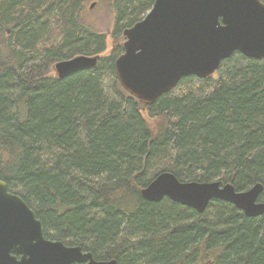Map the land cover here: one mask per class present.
Returning a JSON list of instances; mask_svg holds the SVG:
<instances>
[{
    "label": "trees",
    "instance_id": "1",
    "mask_svg": "<svg viewBox=\"0 0 264 264\" xmlns=\"http://www.w3.org/2000/svg\"><path fill=\"white\" fill-rule=\"evenodd\" d=\"M86 1L0 0V179L33 209L46 238L97 260L264 264V211L248 217L214 199L198 213L140 193L171 171L237 190L259 182L264 202V58L236 50L217 78L182 77L145 103L150 116H163L154 133L114 68L123 30L154 0H108L114 47L106 55V35L80 18ZM75 55L99 57L64 78L51 74Z\"/></svg>",
    "mask_w": 264,
    "mask_h": 264
},
{
    "label": "water",
    "instance_id": "2",
    "mask_svg": "<svg viewBox=\"0 0 264 264\" xmlns=\"http://www.w3.org/2000/svg\"><path fill=\"white\" fill-rule=\"evenodd\" d=\"M122 35V53L114 63L116 78L145 104L172 89L182 77L212 75L236 50L247 57L264 58V2L154 0ZM98 57L75 55L59 60L54 64L56 74L61 79L94 67ZM261 191L259 182L237 190L231 182L184 181L171 171H162L140 193L150 201L166 197L198 213L212 200H223L252 217L264 211ZM73 263L117 264V260H97L80 245L46 238L33 209L0 179V264Z\"/></svg>",
    "mask_w": 264,
    "mask_h": 264
},
{
    "label": "rangeland",
    "instance_id": "3",
    "mask_svg": "<svg viewBox=\"0 0 264 264\" xmlns=\"http://www.w3.org/2000/svg\"><path fill=\"white\" fill-rule=\"evenodd\" d=\"M94 3L92 7L90 5ZM81 20L84 22V25L92 28L93 30H97L103 32L106 35V50L103 53L104 55L109 54L114 47L113 39L111 38V30L113 26V11L109 5L108 0H87L86 5L84 7V11H82ZM4 37H7L10 33V27L6 26L4 30ZM122 42L121 46L124 42L123 35L121 36ZM51 74L56 75L55 67L52 66ZM213 78H217V74L212 75ZM142 113L144 119L148 122L149 126L153 129L154 133L160 129V125L163 124V116H150L146 111V104H142ZM216 180V179H213ZM212 181V180H209ZM260 199V196H259ZM258 216V215H256ZM252 216V217H256Z\"/></svg>",
    "mask_w": 264,
    "mask_h": 264
}]
</instances>
